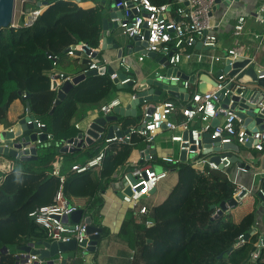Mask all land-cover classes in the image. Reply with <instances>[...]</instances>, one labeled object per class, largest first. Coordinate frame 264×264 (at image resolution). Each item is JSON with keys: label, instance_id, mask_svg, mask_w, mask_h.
Here are the masks:
<instances>
[{"label": "trees", "instance_id": "16d2710c", "mask_svg": "<svg viewBox=\"0 0 264 264\" xmlns=\"http://www.w3.org/2000/svg\"><path fill=\"white\" fill-rule=\"evenodd\" d=\"M152 1L157 5L169 4V0ZM176 8V0H173V17ZM102 34L103 15L99 7L83 9L78 3L66 0H50L48 8L32 27H24V18L20 17L18 27L0 30V126H12L9 113L13 104L22 100V93L29 95L27 102L32 115L48 128L54 143L77 137L79 130L75 122L85 119L89 111H100L119 89L108 75L90 77L74 87L52 114L58 92L52 90L49 76L54 61L49 57L58 58V70L63 66L74 72L75 65L76 75L85 74L92 64L91 59L80 52L72 57L67 51L82 43L97 50L101 46ZM190 51L198 49L192 46ZM98 62L104 64L100 58ZM126 89L133 95L136 93L135 87ZM130 119L134 118L123 120ZM123 120L119 122L122 130ZM183 122L185 118L180 120V123ZM140 123L127 130L137 128ZM190 123L189 128L194 130ZM105 141L103 137L88 149L74 154L58 153L61 148L54 143L46 144L40 149L43 155L30 162L33 168L14 170L5 175L0 183V264H17L20 241L50 242L46 230L38 226L30 214L53 204L61 183L59 178L50 177L48 171L57 158L63 157L62 172H68L69 167L78 160L90 161L98 156ZM145 149V140L139 134H133L129 143L109 144L99 168V181L94 185L89 183L83 176L88 171L77 174L81 177L71 187L72 190L81 189L83 194H90L93 198L88 207L89 217L94 226L103 230L104 238L110 232L101 223L105 202L103 195L130 169L129 160L133 152H143ZM208 157L201 155L200 159ZM176 175L177 184L168 197L142 218L143 222L150 220L152 225L147 227L137 222L130 211L119 237L131 249H136V232L144 233V264H252L248 259L261 239L255 229L257 212L247 215L240 223L234 222L232 211L218 214L222 203L230 202L238 190L227 171H214L209 167L199 169L194 162H186L178 166ZM258 194L256 197L260 201ZM4 229L5 233L2 234ZM250 231L249 240L238 245L240 237H245ZM8 234L14 236L17 242L7 243ZM5 248L8 252L4 251ZM95 256L97 258L98 253ZM73 264L85 262L80 257ZM253 264H264V250Z\"/></svg>", "mask_w": 264, "mask_h": 264}, {"label": "built area", "instance_id": "2783aa9c", "mask_svg": "<svg viewBox=\"0 0 264 264\" xmlns=\"http://www.w3.org/2000/svg\"><path fill=\"white\" fill-rule=\"evenodd\" d=\"M18 2L21 4L20 17L24 18V27H32L42 15L43 11L40 8L33 10L28 9L27 5L29 0H16V7ZM172 3L157 5L153 3L152 0H122L116 5L117 9H123V19L120 22L119 29L122 31L123 36L131 39L139 37L142 42L146 43L147 46L142 51L146 53H157L158 55L167 57L170 67L173 69L176 68L182 60L191 61L196 58L197 62L202 63L206 57L202 52L203 49H215L218 44L217 36L214 33V26L211 22L215 0H176L177 8L174 12V17L170 16ZM245 20L246 16H241L239 18V22L235 26L236 36H240L244 31ZM258 20L264 23V19L259 18ZM13 26L18 27V23L14 21ZM146 32L149 33L147 41L145 39ZM255 38L261 46L264 41V33L256 35ZM198 43H202V50L190 51V48L196 46ZM86 46L90 48L87 44L83 43L72 46L67 53L69 56L73 57L76 52H80L91 59L92 64L89 71L108 66L105 63H99L98 60L92 57V54L87 55L84 50ZM95 51H99V49H92V52ZM146 57L147 54L140 52L139 61H144ZM239 57L240 55L236 50H230L226 58L212 57V60L214 62L224 63L226 59H230L234 62L239 59ZM49 59L54 61L53 69L50 71L49 76L52 90L58 92L64 83L71 82L74 76L58 71V58L50 56ZM117 62L118 68L127 75V78L120 83L122 85L133 83L136 86V80L131 77V69L133 66L128 62L126 56L122 57ZM116 73L111 76L112 81L118 78ZM158 75L161 81L169 79L170 81H176L178 83L181 79L172 74L169 78L161 74ZM223 79L224 77L221 76L220 80ZM136 88L137 87H135V89ZM184 88L187 90L189 89L188 82H185ZM222 89L223 86L219 85L210 92L199 93L198 90L194 91L189 96L191 98L190 104L181 109L185 122L181 123L182 125L180 126L170 119L172 113L178 109L177 103L166 100L142 106V119L137 128L130 129V132L122 137L114 136L113 139L106 138L105 146L98 156L90 161H86V159L80 160V162L77 161L69 167L68 171L81 175L92 169L101 168L108 145L111 143H129L131 142L133 134H139L144 138L146 143V149L143 151L144 155L145 152H151L153 150L157 136L164 129L176 131L179 128H182L185 133H191L193 142L191 143L190 140L185 141L184 135H173L170 140L172 143L179 144V151L186 150L188 152V157L190 155L199 156L196 161H194L197 168L204 169L205 167H209L214 171H228L234 165L232 162L234 154L228 153L220 155L219 162L213 161L212 158L200 159V156L204 155L203 150L199 149L200 137L210 133L213 138L221 139L222 145H235L236 143L241 146H244L251 139L253 141L252 149L263 152L264 131L249 134L241 125L239 118L234 112L222 109L218 96V93ZM136 94L137 90L136 93L132 95V100L135 99ZM121 106L122 101L120 99H112L109 103L101 107L100 114L103 116H111L114 114L115 109ZM150 108H154L155 112L150 114ZM220 115L224 117L223 122L216 128H213L212 121L218 119ZM195 119H200L203 125L200 130H191L189 128V123ZM36 122L39 128L45 126L38 120H36ZM237 123L240 124V127H237ZM75 127L79 129L78 124H75ZM8 130L13 131V128ZM120 130L121 128L119 127L118 131ZM16 139L19 140L20 137H16ZM54 141V138L48 133V141L46 143L38 141L36 144L40 146L38 151H40L43 145L54 143ZM183 145H188V147L185 148ZM64 146L70 148L72 144H69L68 141L62 142L59 148ZM193 147L196 148V150H192ZM144 160L143 164L134 169H127L119 182L113 185V189L119 191L122 195V202L131 207L135 220L150 227L152 225L150 220L143 222V219L149 215L150 210L148 207L143 206L141 202L144 199L150 198L153 191L158 188L160 183L166 180L171 173H176L178 171V166L183 162L180 157H165L162 159V165L158 166L155 164L156 162L153 155H149L148 159L145 157ZM63 161V157H58L57 161L52 164L51 170L48 171L50 177L59 178L61 183L53 204L38 209L30 214V217L38 226L46 230L50 242L67 243L75 240L79 246V255H81V258H84L82 253L85 250L80 247V244L90 238V235L87 233L88 225L84 220L78 224L65 222V219L77 212L79 208L69 203L64 195L63 185L65 183V175L62 172ZM7 169L9 172L16 170L11 165L8 166ZM238 169L239 172L242 173L248 172L245 168L238 167ZM243 191V188L239 187L234 197H239ZM258 192L264 196V188H261ZM239 241L240 243H245L244 236L240 237ZM261 249L264 250V246L258 244L255 251L251 254L250 263L253 264V262L258 259ZM16 257L17 264H50V262H53V264H63V259L61 257L42 259L40 255L32 252L26 253L22 251L19 252Z\"/></svg>", "mask_w": 264, "mask_h": 264}, {"label": "water", "instance_id": "95a60500", "mask_svg": "<svg viewBox=\"0 0 264 264\" xmlns=\"http://www.w3.org/2000/svg\"><path fill=\"white\" fill-rule=\"evenodd\" d=\"M50 0H29V3L36 5L37 7L48 6ZM76 3L85 2L87 0H66ZM101 3V8L103 10V15H106L109 11L110 20L106 19L103 21V34H102V46L101 50H117L118 59H121L124 56L132 55L135 53L147 54L150 58L159 59L157 53H146L142 51L147 45L142 42L139 37L133 38L132 40H126L123 38L112 37L113 33L120 28V22L123 19V9H117L116 5L119 4L122 0H98ZM240 0H215L214 11L220 6L226 5L230 7L234 2H239ZM172 3V0H169V4ZM15 10H16V0H0V30H5L14 27L15 21ZM149 33H145V39L148 40ZM132 41L134 44H130ZM197 48L202 50V43H198ZM136 48V49H134ZM87 55L92 54V57L96 59L98 57V51L92 52V49L87 46L84 49ZM69 51V50H68ZM67 51V52H68ZM163 57V56H162ZM166 62L165 67H170L167 57L162 58ZM226 59L223 66L224 68L218 71L216 74L210 73L207 71L202 77L196 76H182L180 82L170 81L169 79H164L161 81L159 75H156L155 78H149L141 82L138 86L133 83L128 85H122L120 82L124 81L127 78V75L123 71H116L110 66L100 67L98 70L89 71L85 74L76 75L73 77L71 82H66L58 91L57 100L55 102V107L52 109V114L56 110V107L59 106L64 100H66L68 94L71 90L83 83L90 77H96L99 75H108L112 76L115 73L118 75V78L114 80V84L117 85L119 90L126 89L128 87H137V94L135 99L132 100L128 107H120L115 109L114 114L111 116H102L93 120L90 125L82 130L77 137L70 139L69 144H72V147L64 146L61 150L58 149V153L61 154H74L81 150H84L87 146L93 145L95 142L99 141L101 138L113 139L114 136L122 137L127 135L130 130L118 131L119 122L121 119L135 118L137 116L138 107L144 106L149 103H157L160 101V97L163 94L171 99L181 100L183 98L189 99V96L197 90H194L196 85L199 84V81L209 83L213 89L217 88L219 85L223 86V89L218 93L220 98L221 108L227 111L234 112L240 120L241 125L247 130L249 134L264 131V71H257L256 63L250 59H237L234 62ZM101 65V64H100ZM169 69L168 73L164 76L169 78L171 74L177 72ZM175 76H178L175 74ZM223 76L224 79L220 80V77ZM132 77V76H131ZM133 78V77H132ZM185 82L189 83V89H185ZM22 101L27 102L29 100V95H22ZM154 108L149 109V113H154ZM26 117L21 119L13 128V131L5 130L0 134V157H6L13 160H17L23 163H30L36 161L39 156L43 155L42 151H38L40 146L36 145L38 141L46 143L48 141V128L43 126L38 127L36 118L31 113V107L29 103H26ZM220 121L218 119L213 120V128L219 126ZM20 137V139H16ZM184 140H190L192 143L191 133L184 134ZM252 140L245 144L249 149H252ZM50 144V143H47ZM53 145V143H51ZM57 148L60 147V142L54 143ZM200 146L199 149L203 150L204 155H214L212 157L213 161L219 162L221 149H227L235 151L236 147L234 145H222L221 139L213 138L212 134H204L200 137ZM44 146V145H43ZM183 147H188V145H183ZM154 149V148H153ZM196 150V148H192ZM155 151H147L144 153L146 159L149 158V155H154ZM188 152L186 150L180 151V159L183 163L187 162ZM64 160V159H63ZM232 162L234 165H237L239 168H245L248 172H259L261 169H257L254 166L247 163V161L242 156L233 155ZM64 163V161H63ZM144 160L142 161V164ZM30 168V167H27ZM26 168V169H27ZM155 189L153 191H156ZM247 194V191H243L239 197H234L228 203H222L220 210L218 211L219 215H223L226 212L231 211L232 209L238 207L241 199ZM122 197V195H121ZM258 198L261 201V207L264 209V196L260 193ZM82 210H78L72 214L69 218L65 219V222H70L72 224H78L83 221ZM84 222L88 225L87 233L90 235L88 240H85L80 244V247L85 251L82 253V256L85 257L90 253H95L97 250V245L101 239L103 230L94 226L90 217L84 219ZM252 231H250L245 237L244 241H248L251 237ZM238 241V245H240ZM260 245L264 246V236L260 239ZM26 253H36L40 255L42 259H54L56 257H61L63 259V264H67L68 261L76 260L80 258V250L77 242L75 240L71 242H40L35 243L32 246L23 247L20 249ZM263 249L260 250V252ZM6 252L7 249L5 248ZM233 249L230 251L232 252ZM79 256V257H78ZM251 261V256L248 259V262ZM53 264V262H50Z\"/></svg>", "mask_w": 264, "mask_h": 264}, {"label": "crops", "instance_id": "0c3cea01", "mask_svg": "<svg viewBox=\"0 0 264 264\" xmlns=\"http://www.w3.org/2000/svg\"><path fill=\"white\" fill-rule=\"evenodd\" d=\"M173 1V0H172ZM169 3V2H168ZM78 5L83 9H92L95 7H99L101 11L107 9L101 8V3L98 0H87L85 2L78 3ZM28 9H37L40 8L43 12L46 11L48 6L37 7L32 3H28ZM216 7V6H215ZM103 15V13H102ZM173 17V14H170ZM241 16H246V20L244 22V31L240 36L235 35V26L239 22V18ZM264 19V0H240L239 2H234L230 7L226 5H221L220 8H216L215 11L213 10L211 16V22L214 26V33L217 36L218 44L215 49L205 50L203 49V53L206 56L202 63L197 62L196 58L192 59L191 61L182 60V62L176 67H165L166 62L163 61V57L159 55V59L157 58H150L146 57L144 61H139L140 53H133L132 55H127L126 58L129 63L132 64L131 69V76L136 80L137 86L149 79L155 78L156 75L161 74L165 75L168 73L169 69L177 70L175 74L177 77H182L184 75L193 77L197 74L199 77H202L204 80L205 73L209 71L210 73L216 74L218 71L224 68L223 62H214L212 57H221L226 58L228 52L230 50H236L240 57L239 59L250 58L256 63L257 71H264V41L260 46V43L256 40L255 36L264 33V23H261L258 19ZM110 20L109 18V11L106 15H103L104 20ZM17 23V22H16ZM114 39L116 38H123L126 40H132L126 36H123L122 31L119 29L115 31L112 35ZM130 44H134L130 41ZM102 46V41H101ZM101 46L98 51V57L104 61L105 64L112 67L115 71H121L118 68V52L117 50H101ZM197 47V46H196ZM136 49V48H134ZM200 50L199 48H197ZM193 52V51H192ZM60 72L66 73L68 75H76L75 72H71L65 69L63 66L59 67ZM171 72V73H172ZM174 72L172 75H174ZM194 90L199 89V93L210 92L213 91V87L209 83L199 81V84L193 88ZM124 90V89H123ZM127 90V89H126ZM133 95V94H132ZM132 95L129 96H114L113 99H120L122 101L121 107H128L132 102ZM173 101L177 103L178 109L172 113L170 119L178 124L179 126L182 125L180 120L184 119L181 109L188 106L190 104L191 98L189 100L186 98L183 99H171L167 96V94H163L160 97L159 102L163 101ZM155 103V102H154ZM142 109V106H141ZM26 105L24 101L17 100L13 106L11 107L9 113V121L12 124L11 127L5 128L0 126V134L8 130L10 128H14V126L24 117H26ZM103 115L100 114L99 110L96 111H89L87 117L83 120H77L75 124L79 125V133L86 129L90 123L99 118ZM138 116V112H137ZM136 116V117H137ZM135 117V118H136ZM133 118V117H131ZM216 120V119H215ZM218 120L220 123L223 122L224 117L222 115L219 116ZM213 123V121H212ZM202 123L199 119H196L190 123V127H194L195 130H200L202 128ZM237 127H240V124L237 123ZM242 127V126H241ZM122 130V129H121ZM123 132L125 130H122ZM185 131L182 128L177 129L176 131H169L164 129L159 135L157 136L154 142V149L155 154L153 157L155 158V164L161 166L162 159L165 157H180L179 151V144L172 143L171 137L173 135H184ZM210 134V133H207ZM236 147L235 151L227 150L222 148L221 155L233 153L237 156H242L247 163L254 166L257 169H261L259 172H246L242 173L239 172L237 165H233L228 171L227 174L229 178L237 185V187H242L243 190L247 191V194L241 199L238 207L231 210L233 220L235 223H240L247 215L253 213L254 211L257 212V222L255 224L256 233L258 232L261 237L264 236V209L261 207V201L257 200L258 191L261 188H264V151L258 152L254 149H249L245 145H234ZM90 146H87L85 149H88ZM246 151V152H244ZM208 158H212L214 155H208ZM198 155L188 157V162H194L198 158ZM80 158V157H79ZM77 158V159H79ZM81 158H84L82 156ZM145 159L143 156V152L135 150L129 160L130 169H134L135 167L142 164V161ZM79 161V160H78ZM145 161V160H144ZM19 162V163H17ZM80 162V161H79ZM13 166L16 170H26L27 167L33 168V165L30 163H24L13 160L6 157H0V173L4 172V175H0V183L4 180L6 174L10 173L7 170L8 166ZM7 166V167H6ZM99 169V168H98ZM8 171V172H7ZM90 172V171H89ZM86 173L83 176H86V180L89 183L95 184L96 177H100L101 169L97 171V173L89 174ZM65 197L69 201V203L77 206L79 210L86 212L83 214V220L89 217L90 212L88 211V207L91 205L93 198L91 195L83 194L81 189L72 190L71 187L75 183L77 179L81 176H78L75 173L65 172ZM93 178V179H92ZM177 184V175L176 173H171L169 177L162 181L158 186L157 190L152 194V196L148 199H144L141 204L143 206L148 207L151 211L154 207L161 204L173 190L175 185ZM117 191L110 188L104 195L103 198L105 200L104 207L101 211V223L104 227L108 229L110 235L106 238L103 237V233L101 235V239L98 242L97 250L95 253H90L86 255L84 258L85 264H144L142 258V249L143 244L146 241L144 237V233L141 231L136 232V249H131L128 243L119 237V234L123 228L124 223L127 220V217L132 211L131 207L124 204L122 202L121 193L116 195ZM15 226V224H13ZM5 233V229L2 231V234ZM8 233V229L6 230ZM8 242L9 244H13L17 242L14 236H10L9 234ZM260 241L258 242V244ZM35 242L30 241H20L19 242V252H22L20 249L27 246L34 245ZM257 244V245H258ZM256 245V246H257ZM8 252V251H6ZM98 253V257L96 258L95 254ZM81 256V255H79ZM78 256V257H79ZM74 260L68 261L67 264H73Z\"/></svg>", "mask_w": 264, "mask_h": 264}, {"label": "rangeland", "instance_id": "374dc122", "mask_svg": "<svg viewBox=\"0 0 264 264\" xmlns=\"http://www.w3.org/2000/svg\"><path fill=\"white\" fill-rule=\"evenodd\" d=\"M20 12H21V4H20V2H18L17 3V7H16V12H15V23L16 22L18 23V21H19V18L21 16ZM76 68H77V66L73 65V69H75L74 72H76V70H77ZM129 94H131V93L128 90H119L118 92L115 93L114 96L116 97V96H120L121 95V96H123V98H125V96L126 97L129 96ZM141 117H142V109H141V106H139L138 107V118H134V119H130V120H123V119L120 120V122H122V120H123V123H124L123 130H127V129L131 128V127H135L138 123H140ZM244 152H246V151H244ZM98 170H99L98 168H95V169L91 170L89 172V174H94L95 175ZM0 175L3 176L4 172H1ZM99 178L100 177H96L95 178L96 179L95 184L99 181ZM108 190H110V188ZM118 193H119V191H117L115 194L118 195Z\"/></svg>", "mask_w": 264, "mask_h": 264}, {"label": "bare ground", "instance_id": "6f19581e", "mask_svg": "<svg viewBox=\"0 0 264 264\" xmlns=\"http://www.w3.org/2000/svg\"><path fill=\"white\" fill-rule=\"evenodd\" d=\"M46 145H44L43 147H45ZM43 147H41V148H43Z\"/></svg>", "mask_w": 264, "mask_h": 264}]
</instances>
